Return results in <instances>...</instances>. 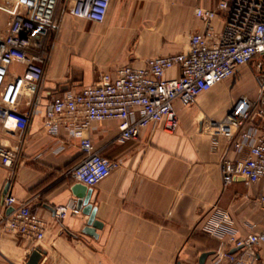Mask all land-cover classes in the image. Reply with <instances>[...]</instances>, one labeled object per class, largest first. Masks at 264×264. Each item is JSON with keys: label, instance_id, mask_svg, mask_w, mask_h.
I'll list each match as a JSON object with an SVG mask.
<instances>
[{"label": "crops", "instance_id": "0c3cea01", "mask_svg": "<svg viewBox=\"0 0 264 264\" xmlns=\"http://www.w3.org/2000/svg\"><path fill=\"white\" fill-rule=\"evenodd\" d=\"M215 4V0H112L102 24L60 9L40 88L35 96H23L18 107L21 113L31 112L30 123L24 132H0V143L19 155L14 174L0 161V202L10 184V195L47 221V233L36 246L5 233L0 224V264H26L35 249L44 252L39 264H200L205 253L204 264H212L219 251L244 252L230 237L241 240L262 230L264 211L257 199L263 183L238 179L224 186L221 161L232 156L229 141L220 136L213 149L212 132L204 122L214 113L211 110H220L209 111L205 105L224 82L199 96L200 112L176 103L180 125L174 134L151 126L138 139L119 143L117 121L93 124L84 135L103 156L119 163L92 189L90 203L103 226L93 237L83 232L89 217L82 212L61 221L54 217L55 208L78 201L73 188L79 183L65 173L83 155L80 140L68 131L58 137L47 133L45 111L51 100L93 86L104 73L126 65L142 68L148 59L182 52L185 37L204 29L194 9ZM3 5L0 0V36L11 20ZM215 25L221 28L222 21ZM23 72L21 65L10 68L13 75ZM178 75L179 70L172 69L165 76ZM236 100L223 106L218 120ZM213 224L220 225L223 237L206 232ZM249 252L255 259L248 255L247 264H264V245Z\"/></svg>", "mask_w": 264, "mask_h": 264}, {"label": "built area", "instance_id": "2783aa9c", "mask_svg": "<svg viewBox=\"0 0 264 264\" xmlns=\"http://www.w3.org/2000/svg\"><path fill=\"white\" fill-rule=\"evenodd\" d=\"M7 32L0 36V132H24L31 112H19L23 96H35L50 60V39L58 30L59 11L96 24L105 22L112 0H12ZM214 8L197 7L194 16L203 22L202 32L185 37L182 52L148 59L142 68L126 65L113 73L100 75L91 87L54 97L46 107L45 127L52 137L63 130L80 140L81 161L65 176L93 189L119 167L117 161L103 156L92 139L85 136L93 124L117 121L124 143L138 139L148 127L162 126L166 133L177 132L180 119L176 103L184 108L197 104L201 94L248 68L259 91V98L246 96L231 105L224 117L209 124L213 149L220 136L229 141L232 156L221 161L224 186L238 179L263 183L257 203L264 211V0H215ZM220 19L222 27L215 22ZM12 65L24 67L22 75L10 73ZM172 69L176 78H166ZM35 106L38 102L34 103ZM19 159L16 151L0 143L1 165L15 172ZM13 209L7 214L8 209ZM0 224L4 232L17 235L38 246L44 241L48 223L31 208L10 194L0 202ZM74 201L55 208L54 217L79 215ZM220 225L206 227L209 234L223 237ZM230 242L244 250L240 255L219 251L212 264H247L249 251L264 245V226Z\"/></svg>", "mask_w": 264, "mask_h": 264}, {"label": "rangeland", "instance_id": "374dc122", "mask_svg": "<svg viewBox=\"0 0 264 264\" xmlns=\"http://www.w3.org/2000/svg\"><path fill=\"white\" fill-rule=\"evenodd\" d=\"M4 9L13 10L15 3L12 0H2ZM240 96H246L251 100H257L259 98V91L257 89L256 83L252 77L250 69L244 67L235 72L234 76L226 80L222 87L210 98V103L205 105V108L223 110V106L226 107L227 103L235 101ZM237 101V100H236ZM187 110L201 111L199 103L196 105L187 108ZM219 110V111H220ZM219 111L211 110L212 115L206 116L204 122L211 124L218 120ZM224 115V112H223Z\"/></svg>", "mask_w": 264, "mask_h": 264}, {"label": "water", "instance_id": "95a60500", "mask_svg": "<svg viewBox=\"0 0 264 264\" xmlns=\"http://www.w3.org/2000/svg\"><path fill=\"white\" fill-rule=\"evenodd\" d=\"M9 189H10V184H7L3 191L2 198H4L5 195L10 194ZM73 192H74V195L78 198V201H77L78 209L83 214L89 217L88 224L83 232L87 235L96 237L97 236L96 230L101 229L103 225L98 220H96L97 209L90 203L92 189L87 188L86 186L82 184H77L74 186ZM12 212H13L12 208L8 209L7 214L9 215ZM43 255H44V252L42 250L35 249L29 256L26 264H39ZM207 257H208L207 253L203 254L200 259V264H204Z\"/></svg>", "mask_w": 264, "mask_h": 264}]
</instances>
